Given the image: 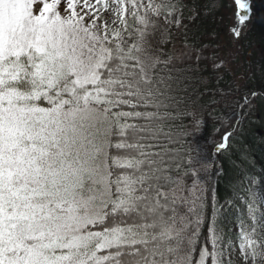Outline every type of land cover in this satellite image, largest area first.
Masks as SVG:
<instances>
[{
  "label": "snow or ice",
  "instance_id": "obj_1",
  "mask_svg": "<svg viewBox=\"0 0 264 264\" xmlns=\"http://www.w3.org/2000/svg\"><path fill=\"white\" fill-rule=\"evenodd\" d=\"M234 4L239 39L252 4ZM186 7L0 0V264H264V175L224 209L216 162L181 151L206 121L172 94L170 66L218 83L226 71L186 35L177 50ZM239 91L208 89L209 107H248Z\"/></svg>",
  "mask_w": 264,
  "mask_h": 264
},
{
  "label": "trees",
  "instance_id": "obj_2",
  "mask_svg": "<svg viewBox=\"0 0 264 264\" xmlns=\"http://www.w3.org/2000/svg\"><path fill=\"white\" fill-rule=\"evenodd\" d=\"M183 2L187 7L184 10V27L177 33V50L186 35L189 43L206 49V56L226 62L221 83L211 80L207 71L201 75L190 73L189 65L182 61L170 66L171 79L168 81L172 94L179 98L181 105L186 103L191 107L195 103L197 111H202L204 115L206 123L200 142L209 151V159L216 162V166L210 170L211 183L219 204L223 205L233 191L239 190L241 183L247 185L249 175L256 178V187H259L260 177L264 175V0H251L252 15L239 39H234L230 32L236 12L232 0ZM202 67L206 68L207 65ZM237 86L240 89L235 94L237 97L250 96L248 107H239L231 97L227 103L209 107L213 100L219 101L221 97L219 94H208V89L220 88L228 92ZM251 92L257 95L252 97ZM228 124L232 126L228 130H234V138L229 140L230 150L217 156L212 150L220 142ZM195 148L192 140L184 143L181 151L195 156ZM212 211L210 205L207 209L209 221ZM229 220L227 227L232 229L235 236L232 224L237 227L238 222L234 215Z\"/></svg>",
  "mask_w": 264,
  "mask_h": 264
},
{
  "label": "rangeland",
  "instance_id": "obj_3",
  "mask_svg": "<svg viewBox=\"0 0 264 264\" xmlns=\"http://www.w3.org/2000/svg\"><path fill=\"white\" fill-rule=\"evenodd\" d=\"M233 2H234V0H232ZM237 24V17H236V12L234 13V15H233V22H232V26H231V28L233 27V26H235ZM232 34V33H231ZM233 36V35H232ZM233 38L234 39H236L234 36H233ZM198 114H200L201 115V118L204 120V115H203V113H202V111H199L198 112ZM205 121V120H204ZM263 123H264V121H263ZM203 129H204V126L196 133V135H195V137H194V144H195V147H197V146H199L203 151H204V153L206 154V155H208V152L209 151H206V149L204 148V146H203V144L200 142L201 141V134H202V132H203ZM260 130V129H259ZM261 132H262V130H260ZM201 143V144H200ZM223 206H224V209H228V204L225 202V204H223ZM232 216H230L229 217V219L231 218ZM232 228H233V230H234V232L236 233V230H237V227H235V225L234 224H232ZM237 264H238V262H237Z\"/></svg>",
  "mask_w": 264,
  "mask_h": 264
}]
</instances>
